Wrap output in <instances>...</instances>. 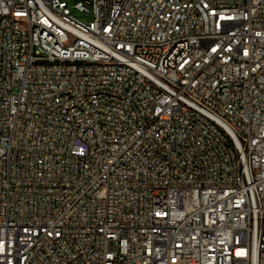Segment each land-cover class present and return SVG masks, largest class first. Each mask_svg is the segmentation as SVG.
<instances>
[{
  "label": "built area",
  "instance_id": "built-area-1",
  "mask_svg": "<svg viewBox=\"0 0 264 264\" xmlns=\"http://www.w3.org/2000/svg\"><path fill=\"white\" fill-rule=\"evenodd\" d=\"M0 264H264V0H0Z\"/></svg>",
  "mask_w": 264,
  "mask_h": 264
}]
</instances>
